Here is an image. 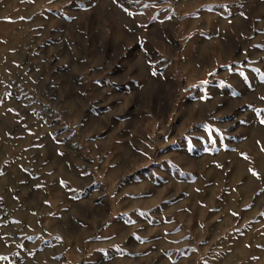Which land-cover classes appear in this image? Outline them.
<instances>
[{"label": "rangeland", "instance_id": "1", "mask_svg": "<svg viewBox=\"0 0 264 264\" xmlns=\"http://www.w3.org/2000/svg\"><path fill=\"white\" fill-rule=\"evenodd\" d=\"M264 0H0V264H264Z\"/></svg>", "mask_w": 264, "mask_h": 264}, {"label": "snow or ice", "instance_id": "2", "mask_svg": "<svg viewBox=\"0 0 264 264\" xmlns=\"http://www.w3.org/2000/svg\"><path fill=\"white\" fill-rule=\"evenodd\" d=\"M262 123H264V121H262Z\"/></svg>", "mask_w": 264, "mask_h": 264}]
</instances>
